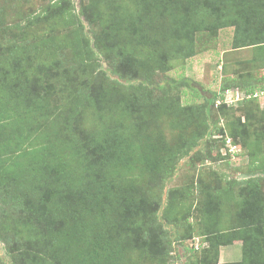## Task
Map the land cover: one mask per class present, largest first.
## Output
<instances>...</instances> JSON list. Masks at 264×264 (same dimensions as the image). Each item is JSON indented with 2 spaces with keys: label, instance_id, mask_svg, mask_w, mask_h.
<instances>
[{
  "label": "trees",
  "instance_id": "obj_1",
  "mask_svg": "<svg viewBox=\"0 0 264 264\" xmlns=\"http://www.w3.org/2000/svg\"><path fill=\"white\" fill-rule=\"evenodd\" d=\"M80 2L76 9L72 0H47L11 25L24 37L53 19L64 37L58 50L70 63L53 54L49 64L40 59L54 46L51 36L0 44V240L7 264L164 263L185 240L188 252L215 254L241 241L239 261L201 257L203 264H264V130L249 129L250 113L219 124L234 107L223 101L225 90L250 94L241 105L263 99L252 93L264 91V74L228 75L199 104H183L179 88L169 93L167 78L156 79L168 61L194 54L196 33L216 27L232 26V49L248 47L249 62H264V0ZM212 134L220 139H205ZM227 139L247 150L249 170L224 183L208 182L207 167L198 171L202 239L191 241L186 191L166 183L182 158L206 160ZM202 141L206 152L198 149Z\"/></svg>",
  "mask_w": 264,
  "mask_h": 264
},
{
  "label": "rangeland",
  "instance_id": "obj_2",
  "mask_svg": "<svg viewBox=\"0 0 264 264\" xmlns=\"http://www.w3.org/2000/svg\"><path fill=\"white\" fill-rule=\"evenodd\" d=\"M72 1L75 8L78 9L81 3L80 0ZM46 2L47 0H0V44L5 46L19 41H25L27 44L37 41L40 38L51 36L54 39V46L46 47L40 59L45 58L46 60L44 61L46 64H49L51 62L50 55L53 54L55 59H61L65 64H68L71 62L69 53L58 50L57 42L60 40V45H62L64 37L61 36L62 31H59L60 28L51 22L53 19L49 20L51 24L46 22L40 24L35 29L29 30V34L24 37L15 36L14 33L16 30L11 27L12 23L19 21L23 14L29 11H36L42 3ZM199 33H196L194 54L187 58H173L167 63V71L165 73L159 71L156 76L157 81L163 84H166L164 79L167 78V82L170 83L168 86L169 93H173L176 87L177 89L179 88L180 99L183 104H199L205 101V99L210 98L213 93L219 90L222 79L228 75L237 77L243 75V77H249L251 75L255 79L264 74L263 61L249 62L247 60L251 54L250 48L232 49V26L216 27L212 31L205 30ZM225 57L227 58L226 60L224 59ZM44 61L42 60V62ZM102 64L103 68L107 70L106 62L102 61ZM110 76L116 77L113 74ZM61 99L58 96L49 97V101L52 104L57 103V105H61ZM233 106L220 115L221 119L219 124H225L226 121L228 123L231 118L238 115L242 120H246L245 113H250L251 118L247 121L249 123V129L255 127L256 129H261V131L264 130V119H260V114L263 111L262 109H264V98L248 103L247 105H241V102H239ZM209 108L211 109L209 121H212L216 117V114L212 107L209 106ZM206 138L216 140L220 139V136L212 134ZM250 138H253L251 133ZM228 141L229 139L223 145L218 143L217 147L207 156L206 160L190 159L188 157L182 158L176 166L174 176L166 183V188L177 187L180 191H186L185 201L191 205L189 219L195 225L194 238L191 241H195L194 239L198 240L199 238L202 239L201 236L196 235L200 229L199 226H201L198 219L201 214L199 207L202 201V196L196 186L198 171L207 167L210 172L207 175L208 182L221 177L224 183L225 179L223 178L241 179L249 170V158L246 155L247 150L238 144L231 145ZM206 144L207 141L200 142L198 149L206 152ZM260 144L263 149L262 152H264V140ZM258 174L260 173L257 172L256 174L255 172V175ZM262 175L261 189L264 193V174ZM184 187H189L188 191ZM160 222L170 232V238H174V228L163 220H160ZM182 231L183 228H179L178 233L181 234ZM188 243L189 241L187 240L183 243L175 242L172 246V252L174 254L171 258L165 259L164 263L153 260L150 264H203V260L202 262L200 261L201 257L206 258L210 262L217 260L219 263L234 262L241 259L240 240H234L230 244L219 246L217 248V254H215L214 248H211L206 253L200 250H196L193 253L188 252ZM147 260L149 259L145 261ZM7 263H9V257L6 254L4 243L0 240V264ZM146 264H149V261Z\"/></svg>",
  "mask_w": 264,
  "mask_h": 264
},
{
  "label": "built area",
  "instance_id": "obj_3",
  "mask_svg": "<svg viewBox=\"0 0 264 264\" xmlns=\"http://www.w3.org/2000/svg\"><path fill=\"white\" fill-rule=\"evenodd\" d=\"M250 94H245L243 91L235 90V89H226L223 94V101L229 104H237L242 102L244 97H249ZM252 96L262 97L264 96V91H254Z\"/></svg>",
  "mask_w": 264,
  "mask_h": 264
}]
</instances>
